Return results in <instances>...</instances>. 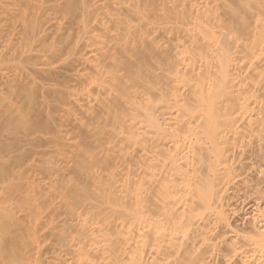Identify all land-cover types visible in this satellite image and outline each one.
<instances>
[{"label":"bare ground","instance_id":"bare-ground-1","mask_svg":"<svg viewBox=\"0 0 264 264\" xmlns=\"http://www.w3.org/2000/svg\"><path fill=\"white\" fill-rule=\"evenodd\" d=\"M0 132V264H264V0H0Z\"/></svg>","mask_w":264,"mask_h":264},{"label":"rangeland","instance_id":"rangeland-1","mask_svg":"<svg viewBox=\"0 0 264 264\" xmlns=\"http://www.w3.org/2000/svg\"><path fill=\"white\" fill-rule=\"evenodd\" d=\"M0 133H1V132H0ZM3 133H4V131L2 132V134H3ZM5 134H6V132H5L3 135H5ZM6 135H7V134H6ZM255 140H256V139H255ZM256 142H258V141H257V140L255 141V143H254V145H253V149L255 148L254 150H256V148H257V151H258V147H259V145H257L258 143H256ZM255 145H256V147H254ZM253 149H252V150H253ZM253 152H254V151H253ZM259 152H260V151H258V153H259ZM254 153H255V154H254V158H253V156H252V159H253V164L256 165V167H255V170H256L257 165H260L259 163H260L261 160L259 161V159H261V158H258V159H257L256 156H258L259 154L257 155V152H256V151H255ZM260 153H261V152H260ZM259 157H260V156H259ZM257 161H259L258 164H257ZM258 167H259V166H258ZM263 203H264V202H262V205H263ZM263 206H264V205H263Z\"/></svg>","mask_w":264,"mask_h":264}]
</instances>
